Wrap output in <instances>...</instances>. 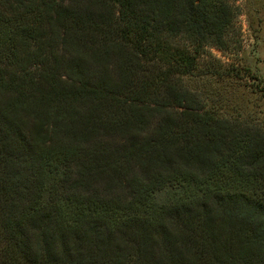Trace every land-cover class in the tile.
<instances>
[{
  "label": "trees",
  "instance_id": "obj_1",
  "mask_svg": "<svg viewBox=\"0 0 264 264\" xmlns=\"http://www.w3.org/2000/svg\"><path fill=\"white\" fill-rule=\"evenodd\" d=\"M0 2V264H264L263 117L182 79L230 0Z\"/></svg>",
  "mask_w": 264,
  "mask_h": 264
},
{
  "label": "rangeland",
  "instance_id": "obj_2",
  "mask_svg": "<svg viewBox=\"0 0 264 264\" xmlns=\"http://www.w3.org/2000/svg\"><path fill=\"white\" fill-rule=\"evenodd\" d=\"M230 2L235 13L224 34L225 45H209L197 68L182 79L205 107L217 106L223 115L250 113L263 117L254 123L264 125V0ZM0 11L11 15L2 4ZM4 29L0 21V37Z\"/></svg>",
  "mask_w": 264,
  "mask_h": 264
}]
</instances>
